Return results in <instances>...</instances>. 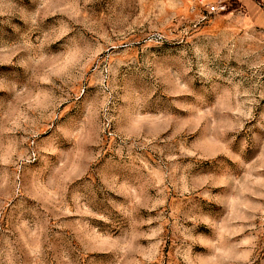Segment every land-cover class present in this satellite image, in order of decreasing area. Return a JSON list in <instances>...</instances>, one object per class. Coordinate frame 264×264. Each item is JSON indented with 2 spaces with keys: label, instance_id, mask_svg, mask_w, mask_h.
<instances>
[{
  "label": "rangeland",
  "instance_id": "1",
  "mask_svg": "<svg viewBox=\"0 0 264 264\" xmlns=\"http://www.w3.org/2000/svg\"><path fill=\"white\" fill-rule=\"evenodd\" d=\"M0 264H264V0H0Z\"/></svg>",
  "mask_w": 264,
  "mask_h": 264
},
{
  "label": "built area",
  "instance_id": "2",
  "mask_svg": "<svg viewBox=\"0 0 264 264\" xmlns=\"http://www.w3.org/2000/svg\"><path fill=\"white\" fill-rule=\"evenodd\" d=\"M218 8L214 7V6H209L208 10L206 11L207 16L212 15L213 13H215V11L217 12ZM205 19V18H203Z\"/></svg>",
  "mask_w": 264,
  "mask_h": 264
}]
</instances>
